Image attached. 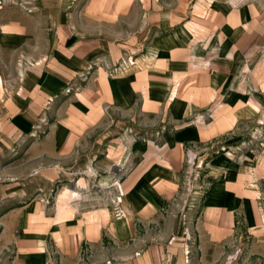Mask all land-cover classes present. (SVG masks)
I'll return each instance as SVG.
<instances>
[{
    "label": "crops",
    "instance_id": "crops-1",
    "mask_svg": "<svg viewBox=\"0 0 264 264\" xmlns=\"http://www.w3.org/2000/svg\"><path fill=\"white\" fill-rule=\"evenodd\" d=\"M28 1L31 12L18 4L0 8V53L40 56L14 84L0 75V264H47L49 239L62 264L77 263L83 242L96 253L106 239L117 246L99 258L109 253L111 264H222L241 220L251 244L231 263L264 264V209L253 184L264 180V144L209 161V188L192 222L195 243L182 237V209L173 200L187 141H209L260 114L264 0H141L137 17L145 26L133 34L141 52H132V64L119 43L79 36L86 10L73 15L70 0ZM109 6L115 21L119 1ZM72 78L76 88L66 93ZM52 97L58 115L69 116L9 152L7 119L18 120L10 133L21 137L22 120L29 124ZM211 103L209 122L182 125ZM137 114H168L173 124L157 138L126 128L101 148L89 142L98 121ZM75 120L79 126H68Z\"/></svg>",
    "mask_w": 264,
    "mask_h": 264
},
{
    "label": "rangeland",
    "instance_id": "rangeland-1",
    "mask_svg": "<svg viewBox=\"0 0 264 264\" xmlns=\"http://www.w3.org/2000/svg\"><path fill=\"white\" fill-rule=\"evenodd\" d=\"M118 1L120 13L118 14V17L115 21H110V17H107L106 14L110 10L109 5L111 0H70L71 6L69 10H71V13L73 15H77L79 10H86V17H82L78 23L79 26L82 27L79 36L87 38L88 42L96 39H104V41L114 42L116 44L119 43V48L123 49L124 52L122 57H124V59H126L130 63L131 61H134V59L132 60V52H141L136 50V48L139 47L140 41L136 40L133 37V34L140 33L142 31V28L145 26V24L140 21L141 17H137L139 14L143 15V11L145 10V8L140 6V2H142L141 0H135L134 3H132L129 7L125 5L127 3V0ZM7 4H18L28 12L33 11L28 0H0V8ZM100 11H103V13ZM141 42H143V40ZM39 57L40 56L36 55L30 49H24L23 53L17 56H15L14 54L7 55L4 53H0V75L4 80H7L9 83L14 84L15 79L17 80L16 76H18L19 73L22 74L25 69L35 68V66L33 65L36 62V59H38ZM122 61L123 58H120L119 62L121 63ZM120 63H118L117 65L119 66ZM86 72L87 70L81 72L82 74H78L77 78L81 77V79L83 80L85 78ZM75 79L76 78H72L66 85V93H69L74 88H76L73 82L76 81ZM172 97L173 96L171 92H169L165 100L169 101L172 99ZM212 103L202 111L194 110L195 112H193L191 116L186 118L183 121L182 125H190L198 122H209L212 119L215 110V107ZM59 105L60 104L57 98H48L47 101L42 105L37 117L32 118L29 124L26 120H22V125L24 128L22 130L24 131L21 137H16L14 132L10 133L13 128L18 129L20 125L18 124V120L17 122L16 120H14L13 122L10 120V118L7 119L8 122L5 123L7 124L6 128L8 130L6 136L7 145L3 146H6L7 149L10 150L9 152L15 153L17 148H19L21 145L19 140H23V143H25L30 138L35 139L43 137L50 130V128H52L54 119H56V117L58 118L59 116H61L60 118L63 119L69 116L68 110H66L64 114L61 113V115H58L59 113L57 112V110L59 108ZM109 110V107H106L108 116H111ZM117 117L118 118H113L112 120H110V118L104 119L103 121H98L94 126L97 127V129L90 135L89 142H97L98 147L101 148L106 142H109L110 140L118 137L119 134L117 132H123V130L126 128H133L135 137L157 138L160 136V133L165 127L173 124L168 114L152 118H146L140 114L127 117L119 115ZM60 118H58V120H60ZM71 124L79 126L76 120L70 123L68 126H70ZM259 131L262 132L261 137L259 136ZM255 144H264V105L260 111L259 116H257L253 120L240 121L236 123L229 131L215 136L209 141L199 143L194 141H187L185 143L184 164L181 172L179 187L173 200L178 203V206L180 204L178 209H182L181 214L182 218L184 219V228H188L191 235L190 241L192 243H195L197 239L196 230L192 231V222H194L195 227L197 221L196 219L200 210L202 209V200L204 199L209 188V184L207 183L206 179V174L210 169V167L208 166L209 161L212 159V157L222 153L230 154L233 157H240L239 152L244 150L246 146H253ZM187 149L193 150V152L196 154V158L194 160V168H196V170H194L192 174L189 173L188 169ZM1 178L4 179L6 177L0 175V179ZM253 184L255 185L256 190L259 191L260 206H262L264 209V180H260L258 184ZM55 190L57 189L55 188ZM52 193L53 190H50V192L48 193L49 195L44 199L45 203L50 202ZM76 193L77 192H75V194ZM238 221H240L239 216ZM241 221L238 224L239 230L232 234L231 244L229 245L230 249L233 252L232 254H234L235 251H238L233 262L239 259V249H243L244 246L249 247L251 244L250 236L246 232L244 222L241 223ZM116 246L117 244L114 240L106 239V241L102 243L101 249L95 253V251L92 250V247L88 243L83 242L82 247L78 252V259L76 264H85L89 261L98 262L107 258H110L111 261H113V258L109 253L101 258H99V256L102 255L105 250L109 251ZM44 249L47 264H62L60 261L59 253L57 252L51 239H49ZM50 249L53 250V252H51V258L48 255V251H50ZM184 250L185 247L183 251ZM227 257L222 264H226Z\"/></svg>",
    "mask_w": 264,
    "mask_h": 264
},
{
    "label": "built area",
    "instance_id": "built-area-1",
    "mask_svg": "<svg viewBox=\"0 0 264 264\" xmlns=\"http://www.w3.org/2000/svg\"><path fill=\"white\" fill-rule=\"evenodd\" d=\"M132 63H133V61L130 62V64H132ZM258 133H259V136L261 137L262 132L259 131ZM187 157H188L187 163H188L189 173L192 174V172L194 170H196V168H194V160L196 158V154L193 152V150L187 149ZM114 209H115V216L120 217L123 215L122 210L119 208V197L116 198V204L114 205ZM183 236L185 237L186 241H190L191 235H190L188 228H186V227L183 229ZM51 252H53L52 249H50V251H48V255L50 258H51ZM189 253H190L189 248L185 247L184 254L188 256ZM237 253L238 252H234V254H230L227 257L226 264H231V262L236 258ZM111 263H112L111 259L107 258L105 260H101L98 262L89 261V262H86L85 264H111Z\"/></svg>",
    "mask_w": 264,
    "mask_h": 264
}]
</instances>
